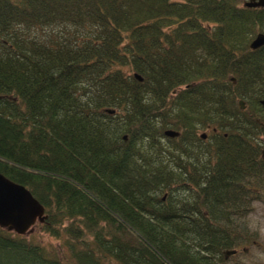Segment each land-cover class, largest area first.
<instances>
[{
  "label": "trees",
  "instance_id": "1",
  "mask_svg": "<svg viewBox=\"0 0 264 264\" xmlns=\"http://www.w3.org/2000/svg\"><path fill=\"white\" fill-rule=\"evenodd\" d=\"M241 3L0 0V174L68 252L0 227V264H228L252 243L264 7Z\"/></svg>",
  "mask_w": 264,
  "mask_h": 264
},
{
  "label": "water",
  "instance_id": "2",
  "mask_svg": "<svg viewBox=\"0 0 264 264\" xmlns=\"http://www.w3.org/2000/svg\"><path fill=\"white\" fill-rule=\"evenodd\" d=\"M247 8H263L264 0H247L244 4ZM264 46V34L259 33L250 44L251 50H257ZM141 80V78L136 75ZM235 82L234 79H231ZM242 110L244 103L239 102ZM168 138H177L179 133L173 130L164 132ZM203 135V139H205ZM264 160V148L262 150ZM45 219V210L42 205L22 185L16 184L0 174V227L24 236L28 230ZM234 252H228L227 255Z\"/></svg>",
  "mask_w": 264,
  "mask_h": 264
},
{
  "label": "rangeland",
  "instance_id": "3",
  "mask_svg": "<svg viewBox=\"0 0 264 264\" xmlns=\"http://www.w3.org/2000/svg\"><path fill=\"white\" fill-rule=\"evenodd\" d=\"M247 0H241L245 4ZM252 210L242 221L245 232L252 240L251 244L241 245L234 255H227L228 264H264V203L255 202ZM33 244H40L53 255L67 261L68 252L60 240L44 233L36 222L24 235Z\"/></svg>",
  "mask_w": 264,
  "mask_h": 264
}]
</instances>
